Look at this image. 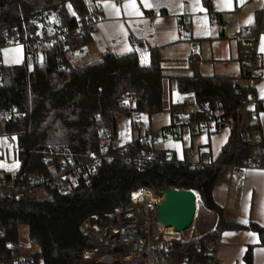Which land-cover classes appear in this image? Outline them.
I'll return each mask as SVG.
<instances>
[{
	"label": "trees",
	"instance_id": "trees-1",
	"mask_svg": "<svg viewBox=\"0 0 264 264\" xmlns=\"http://www.w3.org/2000/svg\"><path fill=\"white\" fill-rule=\"evenodd\" d=\"M49 9L73 31L70 47H81L91 41V32L77 36L74 31L79 17L97 9L93 0H0V19L4 27L17 25L31 31L29 17ZM256 26L257 23L249 26L246 36ZM66 52L62 44L55 43L43 50V60L33 67L23 63L5 65L2 69L0 104L16 105L20 111L19 118L6 123V130L17 138L18 175L28 178L32 174H46L49 171L46 158L54 153L86 162L93 154L101 153L104 133L110 144L109 156L101 158L89 181L80 179L70 194L44 190L32 198L0 197V227L5 230L0 239V263L12 259V247L19 241L20 228L27 226L30 242L37 245L29 256L46 264H80L86 246L79 230L83 220L91 215L104 218L116 208L124 207L131 193L141 187L154 192L168 187L192 189L201 206L217 212L221 218L217 229L208 231L211 236L225 229H251L264 243V227L253 222L245 225L223 220V208L213 197V188L224 165L251 158L264 164V136L256 146L249 137L259 129L258 123L246 124L239 132L238 121L233 120L227 142L213 163L204 168L176 162L174 157L168 159L167 151L156 148L153 142L134 139L118 150L112 147V141L118 134L122 106L117 98L121 94L135 93V111L152 116L165 110L166 76L160 48L149 46L143 55L136 51L122 55L108 52L88 65L60 67L57 56L62 54L67 60ZM249 58L250 55L240 58L238 78L202 74L193 62L192 74L172 77L180 92L193 93L195 101L207 102L229 115L245 96L246 89L238 86L237 81L247 77ZM175 107L169 108L171 118L176 116ZM259 108H264V98L259 100ZM192 116L197 117L194 113ZM150 151L155 152L156 160L136 159L142 152ZM201 229L207 230L202 226ZM185 257L189 258V264L209 260L206 251L196 247V241L174 240L169 243L163 264L179 263ZM246 260L253 263L251 249Z\"/></svg>",
	"mask_w": 264,
	"mask_h": 264
},
{
	"label": "built area",
	"instance_id": "built-area-1",
	"mask_svg": "<svg viewBox=\"0 0 264 264\" xmlns=\"http://www.w3.org/2000/svg\"><path fill=\"white\" fill-rule=\"evenodd\" d=\"M154 14L156 13L154 12ZM98 19L97 10L85 17H79L74 33L77 36H82L86 31L92 32ZM28 23L31 31L22 30L17 25L4 27L0 19V86L3 76L2 69L6 65L3 62L5 49L20 47L24 56L20 64L27 63L30 67H33L37 62V57L42 55L45 48L55 43H60L64 49H67L66 57L80 53V47L69 46V39L73 31L59 19L54 10L33 13L29 17ZM189 27V21L182 20L179 23L178 31L184 34ZM249 32V27H245L238 36H246ZM131 43L132 51L142 55L146 53V49L138 39L133 38ZM243 44L250 52L249 71L245 79L237 81V85L244 87L246 93L242 103L234 111L228 115L221 110L214 109L207 102L195 101L193 113L197 117L194 118L190 114L176 116L170 126L156 131L145 130L136 139L141 143L154 142L155 138L162 137L189 141L194 135L201 132L231 129L235 119L238 121L239 132L248 122H256L259 99L253 91V86L254 81L263 73V57L259 52L257 40L243 39ZM57 59L60 67L67 68L70 65L62 54H59ZM126 101L127 103H125ZM135 101L134 92L123 93L117 98L118 104L122 106L121 113L126 118L133 119ZM19 116L20 111L16 105L0 104V121L7 123ZM123 146L125 144L122 143L118 132L117 137L112 141V147L120 150ZM109 147L107 134L104 133L101 153L93 154L86 162H76L71 156L54 153L46 158L49 166V171L46 174H32L28 178H20L18 170L0 173V197L32 198L44 190H56L61 194H70L80 179L89 181L91 172L95 170L101 158L109 156ZM130 159L128 158V160ZM136 159L152 161L157 157L154 151H150L142 152ZM180 161L200 168L213 163L207 153L202 154V159L199 161L176 159V162ZM250 167H264V164L260 163L257 158L233 162L230 164L231 175L234 179L241 181L244 171ZM137 193L139 195H136ZM162 197L161 191L154 192L147 187H141L131 193L129 202L124 207L116 208L104 218L98 215L85 218L79 226L81 234L86 239L80 264H163L164 257L168 254L169 243L174 240L181 243L194 240L199 250L206 251L209 260L197 264H220L218 260L221 243L219 235L213 237L208 232H200L194 224L183 235L178 233L175 235L169 231V227L161 226V223L157 221L156 206ZM4 235L5 230L0 227V239ZM13 246L12 259L0 264H46L43 260H36L29 256L31 251L22 252L19 241ZM171 264H189V258L185 257L181 262Z\"/></svg>",
	"mask_w": 264,
	"mask_h": 264
},
{
	"label": "crops",
	"instance_id": "crops-1",
	"mask_svg": "<svg viewBox=\"0 0 264 264\" xmlns=\"http://www.w3.org/2000/svg\"><path fill=\"white\" fill-rule=\"evenodd\" d=\"M111 2L120 8L119 16L107 10L102 2L93 0L99 14L98 22L91 32V41L80 47L79 54L67 57L70 65L79 67L94 63L108 52L119 55L130 53L131 41L136 38L146 50L149 46H158L161 52L187 47V51L192 52L188 61L190 64L191 62L196 64L200 73L238 78L241 75L240 58L243 55H250L243 44V39H253L257 40L259 52L263 57V73L254 81L253 91L259 100L264 98V51L261 50L264 48V0H149L154 5L151 8L144 7L142 0H136L142 13L139 16L125 12L123 8L125 0H111ZM250 18L251 22H249ZM182 20L190 23L189 29L184 34L178 31ZM256 23V30L253 33L248 36H238L243 28L254 26ZM118 24L123 25V31L112 27ZM188 94H190L188 99L171 104L170 107L176 106V116L193 114L195 96L193 93ZM123 116L120 114L119 119H123ZM130 123L133 129V120L125 125L128 126ZM249 123L259 125V129L254 130L249 136L251 141L257 138L258 142L264 136V108H259L258 120L247 124ZM145 130L148 129L142 131V127L138 128V135L133 137L132 141ZM221 130L207 133L212 135ZM230 132L231 129L224 135V144ZM190 140L192 141V138ZM122 143L128 144L123 141ZM203 146L208 147L187 146L180 141L165 150L168 157L178 160L199 161L202 159V154L207 153L214 161L218 153L213 154L210 142ZM213 197L223 208V220L245 225L253 222L264 227V167L247 168L243 179L238 181L232 177L230 165H224L213 188ZM220 219L217 212L201 206L200 226L207 228L203 232L215 231ZM199 227L197 230L202 232ZM218 235L221 239L218 250L220 264H248L246 255L249 249H251L252 264H264V243L256 231L225 229L215 236Z\"/></svg>",
	"mask_w": 264,
	"mask_h": 264
},
{
	"label": "rangeland",
	"instance_id": "rangeland-1",
	"mask_svg": "<svg viewBox=\"0 0 264 264\" xmlns=\"http://www.w3.org/2000/svg\"><path fill=\"white\" fill-rule=\"evenodd\" d=\"M5 50H8L3 52V62L6 65H18L23 60L24 56L20 47L9 48ZM191 53H192L191 50L189 52L187 51V47L180 49L178 48L169 49V50H165L164 52L160 51V55L163 59L162 61L163 73L166 76L164 79V93H163L165 110H163L160 113L154 114L152 116H149L147 114L138 111H134L133 119L126 118L125 116H123V119H119L118 132L120 135V139L123 142L129 143L130 141H132V138L138 135L139 126L142 127V131L145 128L152 131H156V130H162L163 128H166L172 124L171 113L169 110L171 104L184 101L185 99H188L190 97V94L182 93L177 89L176 80L172 76L175 74L193 73L194 70L191 68V65L188 61V57ZM42 60H43L42 55H39L37 57V62H41ZM130 120H133L134 122L133 129H131V123L128 126L125 125ZM132 130H133V134H132ZM228 133H229V128H224L219 133H215L212 135H209L207 132H203L194 135L192 137V141L191 140L182 141L168 137H162L160 139L155 138L154 145L156 148L166 149L169 147H173L175 146V144L180 143V141H182L187 146L193 145L194 147H197L202 145V148H204L208 146H203V145L208 144L210 142L213 154L217 155L221 145L224 144L225 141L224 135ZM13 137H15V139H13ZM252 143L256 146L258 144L257 138H254L252 140ZM16 147H17L16 135L7 131L6 123L0 121V173H4L7 171L13 172L19 169V160L15 153ZM194 153L195 152L192 151L193 155H195ZM200 216H201V202L200 199L197 198L196 213L193 222L195 226L200 225ZM168 229L171 233L175 235L177 234V232L174 231L173 227H169ZM199 230L203 232L201 226L199 227ZM152 233H153V228H152ZM19 244H20V250L22 252H29V251L32 252L37 249V245L30 242L28 238L27 226H22L20 228Z\"/></svg>",
	"mask_w": 264,
	"mask_h": 264
},
{
	"label": "water",
	"instance_id": "water-1",
	"mask_svg": "<svg viewBox=\"0 0 264 264\" xmlns=\"http://www.w3.org/2000/svg\"><path fill=\"white\" fill-rule=\"evenodd\" d=\"M163 197L157 204V221L185 234L194 222L197 193L192 189L168 187L161 191Z\"/></svg>",
	"mask_w": 264,
	"mask_h": 264
},
{
	"label": "snow or ice",
	"instance_id": "snow-or-ice-1",
	"mask_svg": "<svg viewBox=\"0 0 264 264\" xmlns=\"http://www.w3.org/2000/svg\"><path fill=\"white\" fill-rule=\"evenodd\" d=\"M103 3V6L107 9L110 10L112 13H114L116 16L120 15V8H118L116 6L115 3H112L111 0H98V3ZM142 3L144 4V7L147 8H151L154 7V5H152L149 0H142ZM159 5H156V7H158ZM69 10H71V5H68ZM123 8L125 10L126 13L129 14H135V15H142V13L139 11V8L136 4V0H125V3L123 4ZM73 15H75V13H72ZM58 22V21H57ZM249 22H251V18L249 20ZM113 28L119 30V31H123V25L122 24H118V25H112ZM262 51H264V48L261 49ZM4 51H8V50H4ZM127 103V101L125 102ZM60 133H57V135H59ZM13 139H15V137H13ZM136 195H139L138 193Z\"/></svg>",
	"mask_w": 264,
	"mask_h": 264
},
{
	"label": "bare ground",
	"instance_id": "bare-ground-1",
	"mask_svg": "<svg viewBox=\"0 0 264 264\" xmlns=\"http://www.w3.org/2000/svg\"><path fill=\"white\" fill-rule=\"evenodd\" d=\"M161 226H163V224H161Z\"/></svg>",
	"mask_w": 264,
	"mask_h": 264
}]
</instances>
